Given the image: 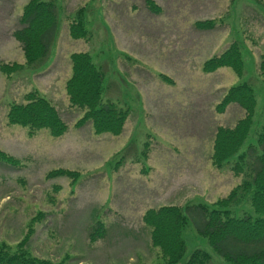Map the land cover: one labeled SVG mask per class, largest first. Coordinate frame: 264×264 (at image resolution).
Masks as SVG:
<instances>
[{"label": "rangeland", "instance_id": "1", "mask_svg": "<svg viewBox=\"0 0 264 264\" xmlns=\"http://www.w3.org/2000/svg\"><path fill=\"white\" fill-rule=\"evenodd\" d=\"M30 0H0V61L24 63L25 53L14 31ZM59 31L50 55L35 68L13 74L0 71V148L18 159H0V243L15 245L39 211L30 249L64 264H158L164 259L143 220L150 208L227 196L245 175L230 165L212 162L219 126L233 127L245 116L238 102L224 112L217 105L227 91L244 82L257 94L250 133L243 148L257 140L264 124V0H54ZM83 16L88 34L76 38L71 25ZM216 20L212 29L197 21ZM237 43L244 73L231 67L203 69L207 59ZM89 52L105 70L103 101L129 110L120 134L95 133L91 122L72 106L66 82L71 54ZM167 76V78H164ZM39 91L57 107L68 124L56 137L48 128L29 134L12 124L11 105ZM55 169L77 176L49 177ZM236 215H256L248 198ZM187 250L212 253L214 264H233L217 253L200 233L201 215L186 210Z\"/></svg>", "mask_w": 264, "mask_h": 264}, {"label": "trees", "instance_id": "2", "mask_svg": "<svg viewBox=\"0 0 264 264\" xmlns=\"http://www.w3.org/2000/svg\"><path fill=\"white\" fill-rule=\"evenodd\" d=\"M152 11L159 13L160 7L147 0ZM22 26L14 31L25 53L24 63H4L0 61V71L13 74L25 68H35L50 55L59 31L58 7L54 0H30L20 18ZM216 20L197 21L196 26L212 29ZM73 37L87 36L83 16L71 25ZM72 74L66 82V92L72 106L84 112L76 126L91 122L95 133L109 132L120 134L128 118L129 110L108 100L103 101L105 70L97 65L89 52H73L70 56ZM264 79V55L260 63ZM229 66L238 75L244 73V60L237 43L231 44L221 54L207 59L203 69L213 72L220 67ZM167 78V76H164ZM168 79V78H167ZM232 102H238L245 109V116L233 127L219 126L214 140L212 162L222 168L230 165L237 175L245 178L231 192L215 203L199 202L184 207L161 205L150 208L144 214V223L151 228V241L160 249L164 261L158 264H177L184 258L187 241L184 231L190 217L186 213L193 210L201 215L199 231L214 250L233 264H264V124L257 140L243 148L251 130L257 106V94L248 82L232 86L217 105L218 112H224ZM9 122L29 127V134L48 128L53 136L59 137L67 132L69 126L63 120L53 102L39 91L29 92L25 102L13 103L8 112ZM0 159L18 164L20 161L7 155L0 148ZM59 175L77 176V172L55 169L49 177ZM248 198L256 215L245 212L236 215L234 207ZM39 211L29 223L24 238L15 245L0 243V264H64L36 255L29 247L35 232V225L45 217ZM184 264H214L212 253L205 249H195Z\"/></svg>", "mask_w": 264, "mask_h": 264}]
</instances>
